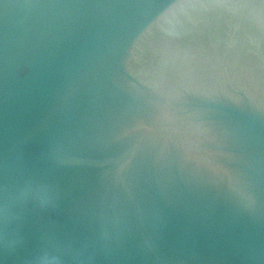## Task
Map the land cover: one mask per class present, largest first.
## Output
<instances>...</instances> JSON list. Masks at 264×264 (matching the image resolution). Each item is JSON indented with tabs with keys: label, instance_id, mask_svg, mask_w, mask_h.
<instances>
[{
	"label": "water",
	"instance_id": "obj_1",
	"mask_svg": "<svg viewBox=\"0 0 264 264\" xmlns=\"http://www.w3.org/2000/svg\"><path fill=\"white\" fill-rule=\"evenodd\" d=\"M0 264H264V0H0Z\"/></svg>",
	"mask_w": 264,
	"mask_h": 264
},
{
	"label": "clouds",
	"instance_id": "obj_2",
	"mask_svg": "<svg viewBox=\"0 0 264 264\" xmlns=\"http://www.w3.org/2000/svg\"><path fill=\"white\" fill-rule=\"evenodd\" d=\"M29 202L47 208L54 204L55 192L49 185L32 178L14 186L6 181L0 185V252L19 245L20 237L14 226L20 220L21 209ZM92 260L87 249L50 239L26 264H92Z\"/></svg>",
	"mask_w": 264,
	"mask_h": 264
}]
</instances>
